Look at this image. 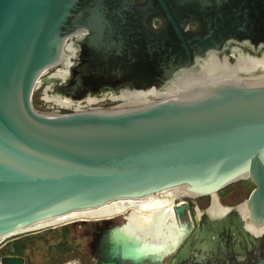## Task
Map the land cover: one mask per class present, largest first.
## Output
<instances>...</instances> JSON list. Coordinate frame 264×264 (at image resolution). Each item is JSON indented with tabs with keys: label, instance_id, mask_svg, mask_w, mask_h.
I'll return each mask as SVG.
<instances>
[{
	"label": "water",
	"instance_id": "95a60500",
	"mask_svg": "<svg viewBox=\"0 0 264 264\" xmlns=\"http://www.w3.org/2000/svg\"><path fill=\"white\" fill-rule=\"evenodd\" d=\"M69 39L78 52L61 93L163 88L211 51L263 46L264 0H0V241L243 177L255 183L247 218L264 228V76L198 81L150 104L39 110L38 78Z\"/></svg>",
	"mask_w": 264,
	"mask_h": 264
},
{
	"label": "rangeland",
	"instance_id": "374dc122",
	"mask_svg": "<svg viewBox=\"0 0 264 264\" xmlns=\"http://www.w3.org/2000/svg\"><path fill=\"white\" fill-rule=\"evenodd\" d=\"M248 49L254 52L250 47ZM68 60L71 61V58H68ZM235 65V62L229 63L230 68ZM47 75H49V72L39 79L40 81L35 87L32 96L33 105L42 111H74L61 107L54 100L44 96L46 93L55 97L63 94L60 92L59 84L56 81L49 82L45 79ZM112 91L108 89L101 93L98 95L97 102L93 105L94 108L87 107L83 110L117 104L115 100L108 98L109 93ZM254 186L255 183L250 178L243 177L222 186L217 191L223 202L237 203L244 200ZM195 198L203 204L208 196L203 194L195 196ZM177 201L179 202L180 199H177ZM168 206L164 204L159 209H151V218L145 220L138 217L137 206H127L107 216L80 215L67 223L54 227L18 233L0 241V256L3 254L21 255L24 261L23 264L143 263L152 259L147 257L146 254L152 253L153 250L160 248L162 245L164 239L161 238L158 241L154 238L159 233L157 229L159 213L164 214L169 209ZM132 214L136 215L137 224L132 222ZM168 215L170 221L166 225L162 236L166 237L165 240L173 237L183 239V236H180L181 234L177 230L181 229L179 219H186L184 207L174 208L168 212ZM160 222L164 226L165 220ZM0 264H7V259L0 262Z\"/></svg>",
	"mask_w": 264,
	"mask_h": 264
},
{
	"label": "flooded vegetation",
	"instance_id": "af4514ba",
	"mask_svg": "<svg viewBox=\"0 0 264 264\" xmlns=\"http://www.w3.org/2000/svg\"><path fill=\"white\" fill-rule=\"evenodd\" d=\"M150 23L155 29L163 24V19L154 16ZM181 196L149 208L159 209L164 204L169 205L164 214L159 213V233L154 238L164 240L160 248L146 254L151 260L138 264H256L264 259V228L256 227L248 220L244 200L237 203L223 202L217 190L208 192V199L203 204L195 198L199 195ZM180 206L184 207L186 219H179L181 229L177 231L183 239L173 237L165 240L162 234L170 221L168 212ZM219 207L220 210L217 209ZM161 220H165L164 226Z\"/></svg>",
	"mask_w": 264,
	"mask_h": 264
},
{
	"label": "bare ground",
	"instance_id": "6f19581e",
	"mask_svg": "<svg viewBox=\"0 0 264 264\" xmlns=\"http://www.w3.org/2000/svg\"><path fill=\"white\" fill-rule=\"evenodd\" d=\"M77 52H78V45L73 39H69L65 44L64 51L62 53V57L59 63L46 68L42 72L41 76L38 78L36 85L39 83L40 81L39 79L47 72H49V75H47L45 79H47V81L49 82L54 80L57 83H59L61 80L67 78L68 75L70 74V68L74 63V59L77 56ZM68 58H71V61L68 60ZM233 62H235L236 65L233 68H230L229 63L232 64ZM263 76H264V45L259 47V49L254 50V52H251L248 49V47L245 45L231 43L221 51L209 52L206 56L199 59L198 64L192 70H189L188 72L181 71L180 76L170 81L163 88L152 86L149 88L131 89L125 87L120 90H116V91L113 90L112 92L109 93L108 98H111L112 100L116 101L117 104L112 106L127 105V104H150L161 100V98H163L164 96L168 94H172L180 88H188L190 86H193V84L198 81H209L213 79L228 80V79H237V78L255 79V78H261ZM105 91L106 90L102 91L101 93ZM101 93L87 94L82 99H74L66 94L65 95L62 94L63 96L61 95L55 97L53 95L46 93L44 96L50 100H54L61 107H66L74 111H80L86 109L87 107L94 108L93 105L97 102L98 95H100ZM88 95H96V96H88ZM101 108H107V107H100L95 109H101ZM173 197L180 198L183 196H181V193L175 188H168V189L156 191L149 196L152 203L148 202L147 205H138L136 203L134 204L132 202H128L116 207L115 209H113L111 213L132 205L141 208H153L163 204V202L166 200H167L166 202L171 201L170 198ZM214 199L215 201L217 200L216 198ZM244 205L246 206L245 201H244ZM217 209L220 210V207ZM221 209L222 211L224 210L223 208ZM247 214H248V209H247ZM80 215H88V214H80ZM80 215L72 216L71 219H74L75 217H78Z\"/></svg>",
	"mask_w": 264,
	"mask_h": 264
},
{
	"label": "trees",
	"instance_id": "16d2710c",
	"mask_svg": "<svg viewBox=\"0 0 264 264\" xmlns=\"http://www.w3.org/2000/svg\"><path fill=\"white\" fill-rule=\"evenodd\" d=\"M134 206V205H132ZM138 211H137V215L138 217H140L141 219H148L151 218V209L149 208H141V207H137ZM76 218V217H75ZM132 222L134 224H137V219H136V215L132 214ZM9 256V254H3L0 256V262L4 261L7 259V257Z\"/></svg>",
	"mask_w": 264,
	"mask_h": 264
}]
</instances>
